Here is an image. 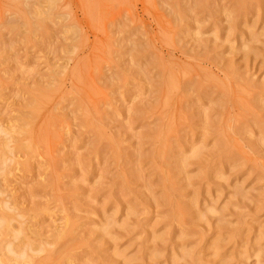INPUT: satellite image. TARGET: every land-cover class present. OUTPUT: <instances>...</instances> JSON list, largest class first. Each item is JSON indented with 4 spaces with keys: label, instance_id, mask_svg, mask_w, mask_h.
Returning a JSON list of instances; mask_svg holds the SVG:
<instances>
[{
    "label": "rangeland",
    "instance_id": "rangeland-1",
    "mask_svg": "<svg viewBox=\"0 0 264 264\" xmlns=\"http://www.w3.org/2000/svg\"><path fill=\"white\" fill-rule=\"evenodd\" d=\"M0 264H264V0H0Z\"/></svg>",
    "mask_w": 264,
    "mask_h": 264
}]
</instances>
